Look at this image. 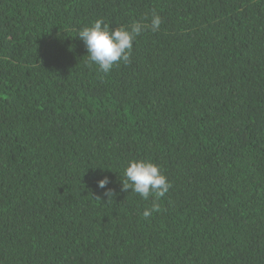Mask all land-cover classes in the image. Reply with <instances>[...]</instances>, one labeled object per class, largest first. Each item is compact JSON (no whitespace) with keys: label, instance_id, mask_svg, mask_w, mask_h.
<instances>
[{"label":"trees","instance_id":"trees-1","mask_svg":"<svg viewBox=\"0 0 264 264\" xmlns=\"http://www.w3.org/2000/svg\"><path fill=\"white\" fill-rule=\"evenodd\" d=\"M153 13L88 61L83 27ZM0 264H264V0H0Z\"/></svg>","mask_w":264,"mask_h":264},{"label":"clouds","instance_id":"clouds-1","mask_svg":"<svg viewBox=\"0 0 264 264\" xmlns=\"http://www.w3.org/2000/svg\"><path fill=\"white\" fill-rule=\"evenodd\" d=\"M161 24L162 18L155 13L152 15L150 25L135 22L130 30L124 27L110 29L102 19H97L91 26L83 27L77 35L86 47L88 61L97 64L101 71L108 73L117 62L129 61L133 42L145 30V27H150L155 32L159 30ZM124 176L126 179L122 182L123 190L130 189L145 200L150 196L158 200L172 187L160 166L150 160L129 161ZM110 182L107 176L97 182L99 188L106 189L105 195L108 197L113 195L112 190L106 188ZM156 200L153 201L151 208L144 210V218L147 219L153 212L160 210Z\"/></svg>","mask_w":264,"mask_h":264}]
</instances>
